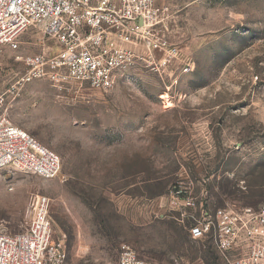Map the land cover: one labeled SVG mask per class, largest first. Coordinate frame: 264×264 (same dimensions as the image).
Here are the masks:
<instances>
[{
	"label": "rangeland",
	"instance_id": "rangeland-1",
	"mask_svg": "<svg viewBox=\"0 0 264 264\" xmlns=\"http://www.w3.org/2000/svg\"><path fill=\"white\" fill-rule=\"evenodd\" d=\"M163 4L164 34L189 73L133 66L106 93L34 80L6 95L10 121L61 168L53 179L0 170V233L24 231L30 201L46 197L67 264H117L123 247L153 264H220L209 243L190 239V194L207 192L212 207L264 204V0ZM50 44L29 29L17 50L0 47V93L23 72L16 56Z\"/></svg>",
	"mask_w": 264,
	"mask_h": 264
},
{
	"label": "built area",
	"instance_id": "built-area-1",
	"mask_svg": "<svg viewBox=\"0 0 264 264\" xmlns=\"http://www.w3.org/2000/svg\"><path fill=\"white\" fill-rule=\"evenodd\" d=\"M170 22L163 0H0V47L17 50L29 29L51 43L47 53L16 56L23 72L0 93V170L53 179L61 168L55 152L10 121L8 93L34 80L61 91L106 93L133 66L160 75L180 63L181 74L189 73L190 60L164 34ZM49 204L35 197L25 230L0 233V264H67L66 245L52 234ZM186 205L190 239L209 243L220 264H264V204L212 207L204 192L190 194ZM117 264L153 263L123 247Z\"/></svg>",
	"mask_w": 264,
	"mask_h": 264
},
{
	"label": "bare ground",
	"instance_id": "bare-ground-1",
	"mask_svg": "<svg viewBox=\"0 0 264 264\" xmlns=\"http://www.w3.org/2000/svg\"><path fill=\"white\" fill-rule=\"evenodd\" d=\"M161 99H162L163 104H164L165 106H170V105H171V101H170V98H169L168 94H164V95H162V96H161Z\"/></svg>",
	"mask_w": 264,
	"mask_h": 264
}]
</instances>
